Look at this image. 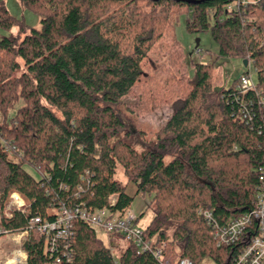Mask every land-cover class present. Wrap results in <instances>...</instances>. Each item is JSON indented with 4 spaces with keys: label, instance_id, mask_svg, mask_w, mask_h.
<instances>
[{
    "label": "trees",
    "instance_id": "obj_1",
    "mask_svg": "<svg viewBox=\"0 0 264 264\" xmlns=\"http://www.w3.org/2000/svg\"><path fill=\"white\" fill-rule=\"evenodd\" d=\"M187 1L21 0L40 17V28L0 6L7 32L0 36V211L17 192L29 213L3 218L6 230L21 231L30 217L51 218L64 205L101 209L115 197L113 210L122 211L134 201L127 194L132 183L136 195L151 197L145 237L165 243L170 264L233 263L241 245L217 247L199 211L224 225L252 207L264 165V108L256 109L251 129L238 115L234 84L215 91L214 63H197L189 92L173 103L163 128L147 133L124 116L125 98L150 79V54L164 46L169 21L182 8L189 33H211L217 60L252 62L264 95V0L238 11L228 10L234 0ZM4 142L18 158H9ZM119 167L126 183L117 179ZM72 241L71 264H162L131 243L116 258L81 222ZM24 248L28 264L51 261L42 239L30 236Z\"/></svg>",
    "mask_w": 264,
    "mask_h": 264
},
{
    "label": "built area",
    "instance_id": "obj_2",
    "mask_svg": "<svg viewBox=\"0 0 264 264\" xmlns=\"http://www.w3.org/2000/svg\"><path fill=\"white\" fill-rule=\"evenodd\" d=\"M256 2V0H234L228 6V10L238 11ZM248 65L253 66L252 62ZM234 92L240 100L239 117L254 129L256 109L264 108V95L257 89L250 68L238 78ZM4 147L12 158H18L19 154L14 147L6 142ZM257 174L258 186L253 205L241 216L222 225L211 211H199L211 228L217 247L241 245L232 264H264V165L258 168ZM115 205L113 199L109 207L101 209L87 207L84 204L64 205L54 211L51 218L32 216L28 219L25 229L12 232L4 228L3 218L12 219L15 212L29 214L21 194L12 193L6 206L0 211V240L9 238L13 249L2 255L5 250L0 246V264H28L29 255L24 246L30 236L43 240L46 253L51 257L49 264H71L75 254L72 237L77 222L86 224L96 235L118 236L134 245L138 253L151 252L162 264H170L165 257V243L155 246L153 241L147 240L145 230L139 226V217L131 207L116 211L113 210ZM178 264L193 263L185 258Z\"/></svg>",
    "mask_w": 264,
    "mask_h": 264
},
{
    "label": "rangeland",
    "instance_id": "obj_3",
    "mask_svg": "<svg viewBox=\"0 0 264 264\" xmlns=\"http://www.w3.org/2000/svg\"><path fill=\"white\" fill-rule=\"evenodd\" d=\"M4 6L9 13L23 20L30 28H40L41 19L32 11L23 7L21 0H0V6ZM187 15L185 8L179 10L172 15L168 33L164 36V46H156L155 50L150 54V62L146 67L150 79L145 80L137 86L132 94L125 98V105L129 111L124 110V116L129 125L138 128L147 133L156 132L163 128L174 114L173 103L183 99L190 90L188 84L189 79L193 75L194 65L199 63H214V88L215 91L228 89L237 83L238 78L245 72L249 71L257 82L256 69L249 65L245 66L241 59H224L217 56L219 47L213 40L210 32L202 34H192L186 30ZM14 28L12 33H17ZM7 34L0 28V36ZM199 40V48L208 51L203 55L197 50V41ZM217 60V61H216ZM21 64L22 61L19 60ZM20 75V73H19ZM14 113H11V116ZM1 120V115H0ZM10 159H14L11 156ZM26 170L36 178H40V173L32 167H25ZM117 179L123 183L127 182L124 170L119 167ZM127 193L134 197L131 209L139 217V226L145 229L154 217V210L151 204V197L148 195H136L134 184H127ZM115 197H113V200ZM98 237L112 248V253L119 258L130 243L118 236H108L99 234ZM6 243V245H3ZM0 246L7 254L13 249L9 238L0 240ZM177 254L180 250L174 249ZM201 264H217L210 259L204 260Z\"/></svg>",
    "mask_w": 264,
    "mask_h": 264
},
{
    "label": "water",
    "instance_id": "obj_4",
    "mask_svg": "<svg viewBox=\"0 0 264 264\" xmlns=\"http://www.w3.org/2000/svg\"><path fill=\"white\" fill-rule=\"evenodd\" d=\"M189 4H199L200 3V1H193V0H189V1H187ZM197 48L199 47V40L197 41V46H196ZM244 65L245 66H247L248 65V61L247 60H245L244 61Z\"/></svg>",
    "mask_w": 264,
    "mask_h": 264
},
{
    "label": "crops",
    "instance_id": "obj_5",
    "mask_svg": "<svg viewBox=\"0 0 264 264\" xmlns=\"http://www.w3.org/2000/svg\"><path fill=\"white\" fill-rule=\"evenodd\" d=\"M129 196L133 197L132 195H130L129 193H127Z\"/></svg>",
    "mask_w": 264,
    "mask_h": 264
}]
</instances>
